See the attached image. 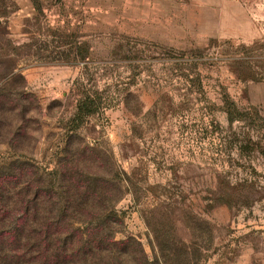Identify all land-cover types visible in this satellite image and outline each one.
Instances as JSON below:
<instances>
[{"label": "rangeland", "instance_id": "obj_1", "mask_svg": "<svg viewBox=\"0 0 264 264\" xmlns=\"http://www.w3.org/2000/svg\"><path fill=\"white\" fill-rule=\"evenodd\" d=\"M19 156L44 192L107 181L150 264H264V0H0V169Z\"/></svg>", "mask_w": 264, "mask_h": 264}, {"label": "trees", "instance_id": "obj_2", "mask_svg": "<svg viewBox=\"0 0 264 264\" xmlns=\"http://www.w3.org/2000/svg\"><path fill=\"white\" fill-rule=\"evenodd\" d=\"M24 157L0 169V264H150L139 240L116 239L118 212L96 209L107 181L59 168V185L44 192L40 169Z\"/></svg>", "mask_w": 264, "mask_h": 264}, {"label": "crops", "instance_id": "obj_3", "mask_svg": "<svg viewBox=\"0 0 264 264\" xmlns=\"http://www.w3.org/2000/svg\"><path fill=\"white\" fill-rule=\"evenodd\" d=\"M232 1H233V0H232ZM226 14H229V15H230V18H231V19L229 18L230 20H233V19H232V15H231L230 13L226 12ZM233 21L235 22V20H233Z\"/></svg>", "mask_w": 264, "mask_h": 264}]
</instances>
